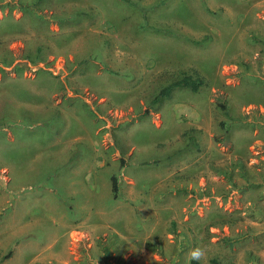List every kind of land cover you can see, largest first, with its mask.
<instances>
[{"label": "rangeland", "instance_id": "rangeland-1", "mask_svg": "<svg viewBox=\"0 0 264 264\" xmlns=\"http://www.w3.org/2000/svg\"><path fill=\"white\" fill-rule=\"evenodd\" d=\"M1 171L0 264H264V0H0Z\"/></svg>", "mask_w": 264, "mask_h": 264}, {"label": "trees", "instance_id": "trees-1", "mask_svg": "<svg viewBox=\"0 0 264 264\" xmlns=\"http://www.w3.org/2000/svg\"><path fill=\"white\" fill-rule=\"evenodd\" d=\"M203 84V80L201 78L195 77L194 74H186L181 79H178L171 84L165 86L162 88L158 96L155 98L154 101L159 100L160 98L164 96H168L171 94L172 90L177 87H188L192 90H198L200 86ZM225 108V107H224ZM113 191L117 193L118 191V180L116 177H113ZM214 264H219L217 260H213ZM190 264H201L200 261H191Z\"/></svg>", "mask_w": 264, "mask_h": 264}, {"label": "crops", "instance_id": "crops-1", "mask_svg": "<svg viewBox=\"0 0 264 264\" xmlns=\"http://www.w3.org/2000/svg\"><path fill=\"white\" fill-rule=\"evenodd\" d=\"M104 164L106 165V162ZM102 168H103V166H102ZM166 169H167L166 172H169V169L168 168H166ZM0 176L3 177L6 180V184H8L11 181V175L8 172L6 173L4 171H1ZM129 178L134 182V179L132 177H129ZM88 180H89V182H93L94 178H92L91 176H88ZM105 183H103V185ZM1 191H3V190H1ZM84 191H86V192H84ZM87 191L89 192L90 188L82 187L81 194L82 195L85 194L87 196ZM114 194H116V193L114 192ZM14 199H15L14 196H12L11 194H8L7 196L2 195V199L1 200H14Z\"/></svg>", "mask_w": 264, "mask_h": 264}, {"label": "clouds", "instance_id": "clouds-1", "mask_svg": "<svg viewBox=\"0 0 264 264\" xmlns=\"http://www.w3.org/2000/svg\"><path fill=\"white\" fill-rule=\"evenodd\" d=\"M204 256H205L204 249L197 247L194 249H190L187 258L189 261H193V260L201 261L203 260Z\"/></svg>", "mask_w": 264, "mask_h": 264}]
</instances>
